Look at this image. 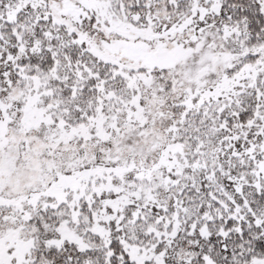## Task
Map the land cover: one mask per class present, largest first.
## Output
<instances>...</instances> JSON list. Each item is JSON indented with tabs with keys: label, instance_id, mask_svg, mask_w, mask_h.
<instances>
[{
	"label": "snow or ice",
	"instance_id": "obj_1",
	"mask_svg": "<svg viewBox=\"0 0 264 264\" xmlns=\"http://www.w3.org/2000/svg\"><path fill=\"white\" fill-rule=\"evenodd\" d=\"M0 264H264V0H0Z\"/></svg>",
	"mask_w": 264,
	"mask_h": 264
}]
</instances>
